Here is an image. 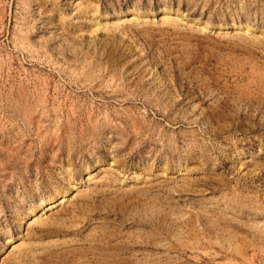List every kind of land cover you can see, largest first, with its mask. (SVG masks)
Returning a JSON list of instances; mask_svg holds the SVG:
<instances>
[{
    "label": "rangeland",
    "instance_id": "obj_1",
    "mask_svg": "<svg viewBox=\"0 0 264 264\" xmlns=\"http://www.w3.org/2000/svg\"><path fill=\"white\" fill-rule=\"evenodd\" d=\"M0 264H264V0H0Z\"/></svg>",
    "mask_w": 264,
    "mask_h": 264
}]
</instances>
